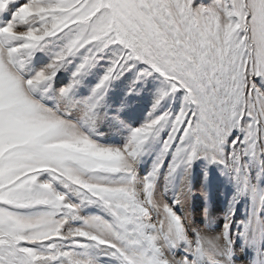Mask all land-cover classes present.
I'll use <instances>...</instances> for the list:
<instances>
[{
    "label": "snow or ice",
    "instance_id": "snow-or-ice-1",
    "mask_svg": "<svg viewBox=\"0 0 264 264\" xmlns=\"http://www.w3.org/2000/svg\"><path fill=\"white\" fill-rule=\"evenodd\" d=\"M197 161L234 187L217 227ZM237 242L264 264V0H0V264H236Z\"/></svg>",
    "mask_w": 264,
    "mask_h": 264
},
{
    "label": "rangeland",
    "instance_id": "rangeland-1",
    "mask_svg": "<svg viewBox=\"0 0 264 264\" xmlns=\"http://www.w3.org/2000/svg\"><path fill=\"white\" fill-rule=\"evenodd\" d=\"M140 106L142 108H147L148 107V100H147L146 97L143 98V99H140ZM204 166H205V162L204 161H197V162H195L194 165H193V168H192V173L193 174H191V176L189 177L190 182H191V187L193 189V192L195 193V195L192 197V200L193 199H195V200H193V201L191 200V204H190V210H191V212H193L192 215H194L195 213H198V207H199V209L203 213L204 212V209L203 208H205V206H207L206 205V202H205L204 196L201 195L202 192H207L206 187L202 184V182L205 180V176H204ZM207 173H208L207 180H205V181H207L209 183H212L213 186H215V191H216V193H215V199L218 202H220L219 203V206H217V207H222V209L223 208L225 209V210H221V208H220V212H221L220 213L219 210H218L219 208L216 207L217 210H215V212L218 211L217 214H221L223 216L224 213L226 212V210L228 208V205H229V202L232 199V196L234 194V187L228 181V184L229 185L227 184V186H226L227 191H225V192L223 191L224 190L223 188H225V182H224L225 177H223L220 174V172L214 166H209L207 168ZM193 179L194 180H197L196 184H192L193 181H194ZM158 183L160 184V186L162 188L163 187V183H164L162 176H161V179H160V181ZM208 198H209V196H208V192H207V202H208ZM224 198H225V200H224ZM201 202L202 203H205V204H202ZM221 202L222 203L225 202V204H222ZM193 203H196V204L199 203L200 205L198 204L197 205L198 207H197L196 204H193ZM220 204H222V205H220ZM245 209H246V201H241V203L237 205L236 216H237L238 219L239 218H242L244 216L243 214L245 213ZM215 212L213 211V214H215ZM199 213H201V212H199ZM200 223L202 224L201 226H203V223L201 221L199 222V224Z\"/></svg>",
    "mask_w": 264,
    "mask_h": 264
},
{
    "label": "bare ground",
    "instance_id": "bare-ground-1",
    "mask_svg": "<svg viewBox=\"0 0 264 264\" xmlns=\"http://www.w3.org/2000/svg\"><path fill=\"white\" fill-rule=\"evenodd\" d=\"M193 174V173H192ZM196 179V178H195ZM194 180V179H193ZM192 181V180H191ZM196 182H197V180H194L193 181V183L192 184H196ZM224 182H225V188H223L224 190V192L225 191H227V189H226V186H227V184H228V181L225 179L224 180ZM202 184L206 187V189H207V192H208V196H209V198H208V202H207V207H208V215H209V217L211 218V219H213V220H215L216 222H217V224L216 225H214V227H217L220 223H222V218H223V216L221 215V214H217V212L218 211H216L215 212V210H217V208H219L218 210H219V212H220V208H221V210H225L224 208L222 209V207H217V206H219V203L220 202H218L216 199H215V193H216V191H215V186H213V184L212 183H209V182H207V181H203L202 182ZM229 185V184H228ZM195 186V185H194ZM227 193V192H226ZM225 193V194H226ZM195 198V197H194ZM203 198V197H202ZM193 200H195V199H193ZM192 200V201H193ZM224 200H225V198H224ZM197 201V200H196ZM223 201V200H222ZM199 202V201H198ZM202 203V202H201ZM222 203V202H221ZM190 204H191V202H190ZM193 204H196V203H193ZM199 203H197L196 204V206L198 205ZM202 204H205V203H202ZM222 204H225V202L224 203H222ZM222 204H220V205H222ZM200 205V204H199ZM198 207V206H197ZM217 207V208H216ZM203 209H205V208H203ZM195 210V209H194ZM193 210V211H194ZM213 211L215 212V214H213ZM195 212V211H194ZM199 212H201V213H199ZM223 212V211H222ZM225 212V211H224ZM193 213V212H192ZM221 213V212H220ZM245 214V213H244ZM243 214V215H244ZM242 215V214H241ZM193 218H194V220L196 221V222H202V223H204V220H205V216H204V212L202 213V211L199 209V207H198V213H195L194 215H193ZM201 224V223H200ZM202 225V224H201ZM249 255H250V253L247 251V250H243V249H241V247L239 246V242H237V247H236V256H235V260H236V264H248V259H249Z\"/></svg>",
    "mask_w": 264,
    "mask_h": 264
}]
</instances>
